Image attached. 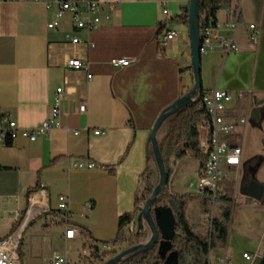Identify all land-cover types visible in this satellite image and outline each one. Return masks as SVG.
Here are the masks:
<instances>
[{"label": "crops", "instance_id": "1", "mask_svg": "<svg viewBox=\"0 0 264 264\" xmlns=\"http://www.w3.org/2000/svg\"><path fill=\"white\" fill-rule=\"evenodd\" d=\"M47 1L0 0L2 111L21 128H34L50 116L58 88L64 90L57 126L48 135L35 142L22 137L11 145L0 142L1 218L11 229L17 223L21 234L42 214H52L44 225L49 230L54 227L50 224L60 223L56 239L61 245L52 248L48 244L45 264L56 252L70 258L69 245L79 248L83 243L79 236L72 241L64 238L67 223L65 213L59 211L61 196L69 198L70 224L87 229L89 238L99 246L115 239L120 216L135 210L148 165L157 178L156 165L147 162L149 135L157 117L187 94L195 82L189 27L182 19L189 0H101L105 4L115 2L117 7L109 14L106 9L100 12L101 24L91 32L78 29L71 13L60 19L58 28H48L57 6L48 9ZM233 4L240 10V27L235 34L240 49L226 53L216 46L203 54L201 78L204 91L251 92L236 104L238 115H246L249 107L260 111L264 107V0H233ZM164 7L174 18L167 19ZM230 20L227 12L218 13L219 33L228 38L233 37L226 27ZM163 23L179 32L164 53L158 40ZM250 24H257L261 30L257 43L249 39ZM74 38L80 42L74 43ZM88 42L95 47L90 48ZM123 57L136 61L124 67L109 63ZM71 58L89 61L93 77L89 79L85 70L69 68ZM83 102L87 103L85 112L79 109ZM251 127H256L254 121L244 130L243 164L233 170L245 172L244 177L256 157L246 153ZM96 130L102 133L96 134ZM190 157L171 160L174 193H184L177 174L185 171V160ZM78 162L100 166L79 169L75 166ZM252 180L257 179L254 176ZM37 184L39 189L27 197L28 189ZM243 205L236 208L234 219H239ZM257 221L258 230L253 232L256 240L262 241L264 214ZM218 255L233 259L227 248Z\"/></svg>", "mask_w": 264, "mask_h": 264}, {"label": "built area", "instance_id": "2", "mask_svg": "<svg viewBox=\"0 0 264 264\" xmlns=\"http://www.w3.org/2000/svg\"><path fill=\"white\" fill-rule=\"evenodd\" d=\"M4 1V0H2ZM10 2H41L43 0H6ZM54 5L57 6V12L52 22L48 24V28H58L60 19L66 13H71L75 26L78 29H85L89 32L95 30L101 24L100 12L104 9L108 14L111 10L117 7V3L112 2L105 4L101 0H49L46 2L48 9ZM163 12L170 20L174 18L173 13L164 7ZM240 10L234 8L230 14L231 20L226 27L233 33V37H224L220 35L218 27H205L202 41L201 54L212 52L216 46H220L226 53L238 51L240 48L235 42V34L240 27L239 20ZM163 29L159 33L158 40L161 45L167 46L174 41L179 32L169 29L167 24L163 23ZM249 39L252 43L259 42L261 30L257 24L249 25ZM74 43H79L78 38L73 39ZM90 48L95 47L93 42H88ZM136 61L135 58L123 57L113 58L110 60L112 66H128ZM68 67L74 70L87 71V77L90 79L93 74L90 72L91 63L84 61L81 58H71L68 61ZM251 96V92L244 91H228L222 89H212L204 91L200 95L208 115L209 120L200 125L205 131V138L202 146L208 156L205 161L202 172L198 175L197 180L191 185L195 188L194 193L198 197H210L212 206L217 204V199L221 195V184L227 179L230 171L238 169L243 164V139L244 130L248 126L252 113L246 115H238L237 103ZM64 98L63 88H58L54 103L51 108L50 116L41 124L30 129H23L19 126L16 120L10 118L0 108V142L4 145L13 144L18 138L22 137L32 142L37 141L57 126V120L61 112V103ZM80 111L87 110V103L83 102L80 105ZM96 134L102 133L101 130H96ZM79 169H94L100 165L96 162H78L75 164ZM69 198L67 196L60 197L59 211L65 213L66 227L64 238L66 241L75 240L78 236L82 240L85 247L83 251H79L78 260L72 262L67 254L56 252L50 258L48 264H101L102 261L97 258V249L101 251L110 249L108 246L101 247L96 241L84 235L81 229L74 226L68 221ZM210 229V226H209ZM147 239V237L145 238ZM22 240L21 233H14L5 238H0V264H25L22 259ZM263 240L261 241V244ZM113 246H111L112 248ZM260 257L259 251L254 254L248 252L243 254V258L251 264H254ZM264 258V253L262 259ZM209 264H236L226 256L217 255L214 259L210 254Z\"/></svg>", "mask_w": 264, "mask_h": 264}, {"label": "trees", "instance_id": "3", "mask_svg": "<svg viewBox=\"0 0 264 264\" xmlns=\"http://www.w3.org/2000/svg\"><path fill=\"white\" fill-rule=\"evenodd\" d=\"M188 7L189 5L185 7L184 14L182 15V19L187 25ZM234 8L233 0H200L201 36H203L205 27L218 26L219 12H227L228 19L230 20V14ZM163 27V24H160L158 33L161 32ZM160 47L161 51L164 53L165 46L161 45ZM203 92L204 88L202 86L200 94H197L193 102L182 107L166 119L164 124L168 123L167 129L160 139V147L167 166L168 178L165 188L154 203V207L170 206L174 211L177 221V232L172 240V248L167 256L175 252L177 254L176 264H209L212 249L217 246L225 245L228 242L232 212L238 205L234 198L228 193L221 191V195L216 201L218 204H221V214L219 217H213L211 219L209 233L204 235L197 232L194 225L189 221L188 210L191 202L199 200L202 212L204 214H210L212 208L211 198L207 196L198 197L192 192L174 193L171 191L174 175V170L171 166V160L173 158L182 159L189 154L199 162L197 170L198 174H200L208 156L201 144L200 132V125L209 120V115L199 96L203 94ZM256 157L258 161L261 160L260 156ZM150 161H152L158 169L154 150L149 141L147 147V162L149 163ZM258 161H256V163H258ZM250 177L251 176H249V178ZM142 180L143 184L141 191L135 200V210L120 216L117 235L115 239L111 241L113 247L103 251L97 249L96 256L102 261L101 264L105 263L107 258L114 257L124 249L142 242L148 234L147 226L138 221V215L140 213V208L145 204L146 200L151 196L154 188L159 183V169L158 181L154 179V170L150 165H148L143 172ZM38 189L39 184L29 188L27 197H30ZM251 201H253V199L246 198V202ZM48 215L50 214H42L39 218H45ZM17 225L18 224L15 223L12 230H16ZM74 226L80 228L84 235L90 236L88 230L83 226L78 224ZM23 241L24 238L22 244ZM160 241L161 237L152 250L128 256L117 264H165L167 257L163 258L159 252ZM262 264H264V258L262 259Z\"/></svg>", "mask_w": 264, "mask_h": 264}, {"label": "rangeland", "instance_id": "4", "mask_svg": "<svg viewBox=\"0 0 264 264\" xmlns=\"http://www.w3.org/2000/svg\"><path fill=\"white\" fill-rule=\"evenodd\" d=\"M222 17L225 15L222 12ZM264 110V107H262ZM168 123H165L161 127L159 132V138L165 134ZM205 138V131L201 128V142ZM246 153L247 155L260 156L261 160H255L250 166L248 174L252 177H256L257 181L264 183V118L260 121L259 125L256 123V127H251L250 131L246 137ZM258 161V163H256ZM185 165L187 168L182 171H179L177 177H180V180L184 185V193L194 192L195 188L191 185L197 180L198 177V164L199 162L193 157L187 158L185 160ZM172 166V164H171ZM174 170V165L172 166ZM249 169V168H248ZM158 181V169L156 168ZM175 172V170H174ZM245 172L237 173L236 171H230L227 179L221 184L220 188L222 191L228 193L234 200L238 203L235 209L232 212V220L230 222V231L228 242L225 245L217 246L212 249L211 256L214 259L219 253L224 252L225 248L229 250L230 255L232 254V262L236 264H251L246 259L243 258L244 251H249L248 253L254 254L259 251L260 257L254 264H262V255L264 253V240L259 249L260 238L256 240V231L258 227V219L264 214V200L260 202H245L242 208L239 219H234L233 215L236 212V208L242 207L240 201H245V197L242 193L241 187L245 184L242 182ZM248 174H245L247 176ZM174 176V175H173ZM157 183V182H156ZM201 204L199 200H194L191 202L188 210V218L191 224L194 225L197 232L207 235L209 233L210 221L213 217H219L221 214V204L217 203L215 206H212L210 214H204L201 210ZM52 214L48 215L45 218H39L31 226H26L22 232L24 233V241L22 244V258L24 261L33 263V264H45L47 262L48 256V244H51L52 248L60 247L56 237L59 235V230H61L60 223H53L50 226H54L50 230L48 227L44 226L47 223L48 218L51 219ZM2 214H0V238H5L14 233H20L17 228L12 230L9 226V223L2 219ZM241 224L239 227L238 225ZM56 227V229H55ZM231 227L233 230H231ZM258 230V229H257ZM18 231V232H17ZM60 236V235H59ZM148 236V234H147ZM146 236V237H147ZM51 241V242H50ZM101 246L104 248L108 246L111 248L113 244L110 242H101ZM85 247L83 244L78 248L75 244L69 245V250L71 251L70 260L74 262L78 260L79 251H83ZM234 255L235 258H234ZM111 258V257H109ZM107 258L106 261L109 259Z\"/></svg>", "mask_w": 264, "mask_h": 264}, {"label": "water", "instance_id": "5", "mask_svg": "<svg viewBox=\"0 0 264 264\" xmlns=\"http://www.w3.org/2000/svg\"><path fill=\"white\" fill-rule=\"evenodd\" d=\"M188 27L191 39L190 45L193 75L195 80L194 86L187 94L181 96L179 99L161 111L149 135V141L152 144L156 163L159 169V183L154 188L151 196L146 200L145 204L139 210L140 213L138 215V221L140 223H144L148 227L147 239H144L142 242L124 249L116 256L109 258L103 264H117L128 256L150 251L154 248L160 237L161 241L159 252L163 258L167 257L165 264H176L177 254L175 252H172L167 256L168 252L172 248V240L174 239L177 232V221L174 211L170 206L154 207V203L165 188L168 178L167 166L162 156L160 147L159 131L167 118L176 113L182 107L193 102L197 94H200L201 91L202 36L200 28V0H189ZM258 111H260V108H255L252 117L253 115L258 117ZM241 190L243 195L247 198H251L256 201L263 200L264 184L258 182L257 180H252L250 183L242 186Z\"/></svg>", "mask_w": 264, "mask_h": 264}, {"label": "flooded vegetation", "instance_id": "6", "mask_svg": "<svg viewBox=\"0 0 264 264\" xmlns=\"http://www.w3.org/2000/svg\"><path fill=\"white\" fill-rule=\"evenodd\" d=\"M253 112H254V108L253 107H249L248 109H247V113H252L253 114ZM259 112V115H258V117H255L254 115H253V118L252 119H250V122L252 121H254V123L256 124H258L259 125V123H260V121L264 118V110H262L261 109V111H258ZM253 160H257V157H255V158H253ZM254 162V161H253ZM249 176H251L250 174L248 175V176H245L244 178H243V180H242V182L246 185V184H248V183H250L251 182V180H252V176L249 178Z\"/></svg>", "mask_w": 264, "mask_h": 264}]
</instances>
